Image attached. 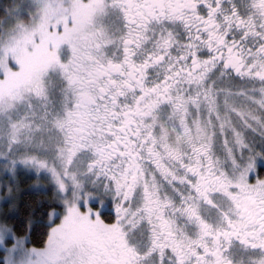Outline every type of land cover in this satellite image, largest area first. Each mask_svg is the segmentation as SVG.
Masks as SVG:
<instances>
[{"label": "flooded vegetation", "instance_id": "af4514ba", "mask_svg": "<svg viewBox=\"0 0 264 264\" xmlns=\"http://www.w3.org/2000/svg\"><path fill=\"white\" fill-rule=\"evenodd\" d=\"M99 3V45L66 60L94 66L95 82L71 95L63 129L72 162L106 192L88 202V230L109 243L102 264H264V204L226 185L220 130L167 125L197 117L190 101L214 75L251 80L264 99V0ZM257 131H245L260 158L249 184L264 178Z\"/></svg>", "mask_w": 264, "mask_h": 264}, {"label": "rangeland", "instance_id": "374dc122", "mask_svg": "<svg viewBox=\"0 0 264 264\" xmlns=\"http://www.w3.org/2000/svg\"><path fill=\"white\" fill-rule=\"evenodd\" d=\"M86 1L17 0L12 16L0 27V264L106 262L103 252L109 243L103 234L88 230L93 219L99 221V212L89 211L88 202L94 193L106 192L93 182L89 168L72 162L63 129L71 95L81 93L85 82H95L94 66L75 73L79 65L69 66L66 60L69 56L77 60L81 49L99 45V35H104L100 0ZM22 14L27 22L21 20ZM232 80L209 78L199 100L189 104L197 117L187 127L181 117L170 118L167 125L196 138L195 133L202 135L207 129L201 122L209 120L211 130H220V159L226 166L219 170L231 177L226 183L235 190L231 193H244L254 198L252 202L264 204V178L247 183L256 175L260 158L245 136L249 129L264 136V99L253 81ZM163 174L169 175L164 171L158 176ZM31 178L38 190L51 189L60 207L49 215L45 249L29 247L27 236L17 238L5 226L3 205L12 206L20 185ZM144 188L153 191L154 185Z\"/></svg>", "mask_w": 264, "mask_h": 264}, {"label": "trees", "instance_id": "16d2710c", "mask_svg": "<svg viewBox=\"0 0 264 264\" xmlns=\"http://www.w3.org/2000/svg\"><path fill=\"white\" fill-rule=\"evenodd\" d=\"M17 0H0V27L14 10ZM22 1V0H21ZM21 20L28 21V17L21 15ZM0 28V40L2 38ZM35 180L32 178L20 185L14 203H5L3 211L5 226L10 228L17 238L28 237V246L42 249L49 237L51 226L49 215L54 210H59L54 193L51 189L38 190L33 187Z\"/></svg>", "mask_w": 264, "mask_h": 264}]
</instances>
